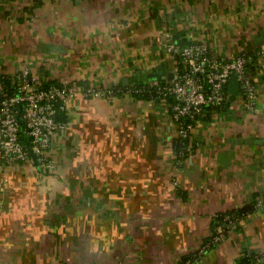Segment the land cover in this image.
<instances>
[{
  "label": "crops",
  "instance_id": "1",
  "mask_svg": "<svg viewBox=\"0 0 264 264\" xmlns=\"http://www.w3.org/2000/svg\"><path fill=\"white\" fill-rule=\"evenodd\" d=\"M169 34L258 55V110L231 83L180 158L166 101L76 93L51 173L0 155V264H237L245 251L264 261V0H0V75L103 89L162 81ZM249 204L207 246L215 217Z\"/></svg>",
  "mask_w": 264,
  "mask_h": 264
},
{
  "label": "built area",
  "instance_id": "2",
  "mask_svg": "<svg viewBox=\"0 0 264 264\" xmlns=\"http://www.w3.org/2000/svg\"><path fill=\"white\" fill-rule=\"evenodd\" d=\"M168 39L165 50L174 63L171 79L103 89L81 88L71 82L44 84L28 69L18 73L17 91L13 95H0V155L4 162L30 163L40 175L51 173L54 166L48 151L54 134L64 127L56 117L59 110H66L68 99L76 93L106 100L126 94L166 101L177 129L176 144L183 146L177 152L180 158L193 152L190 136L199 118L208 109L229 102V85L233 80L239 84L244 107L258 110L254 74L248 69L253 61L250 53L220 56L211 53L203 42L182 45L171 34ZM224 220L227 222L229 217ZM229 231L218 226L207 246L221 242Z\"/></svg>",
  "mask_w": 264,
  "mask_h": 264
},
{
  "label": "trees",
  "instance_id": "3",
  "mask_svg": "<svg viewBox=\"0 0 264 264\" xmlns=\"http://www.w3.org/2000/svg\"><path fill=\"white\" fill-rule=\"evenodd\" d=\"M173 37L176 40H178L182 45L188 44V43L183 42V40L179 36H173ZM251 55L253 56V61L249 64L248 69L252 74H254L258 55H254V54H251ZM0 82L2 84V86L0 88V95H3V94L4 95L5 94L6 95H13L17 91L16 88H17L18 82H17L16 76L11 77V76L0 75ZM231 83H232V86H235L236 89L239 90V92H241L239 84L236 80H233ZM231 83H230V85H231ZM45 84H47V83H45ZM229 91L232 92L230 88H229ZM137 97H141V96H137ZM226 104H224V105H226ZM56 119L62 123H65V121H66L65 111L59 110ZM176 146H177V151H180V149H183V146H179V145H176ZM184 146H186V145H184ZM253 208H254L253 205L249 204V205H246L245 207H243L239 210H233V211L218 214L215 217V223L216 224H215V229H214L212 235L214 234V232L218 226H222L223 228H226L227 230L230 229V231L237 229L240 225L241 219L248 216L254 210ZM226 216L229 217V220H227V222L224 220ZM229 232H227V235ZM215 244H217V243H215ZM237 264H264V261L261 263H258V256L256 255L255 252L245 251L244 256L239 260V262Z\"/></svg>",
  "mask_w": 264,
  "mask_h": 264
},
{
  "label": "water",
  "instance_id": "4",
  "mask_svg": "<svg viewBox=\"0 0 264 264\" xmlns=\"http://www.w3.org/2000/svg\"><path fill=\"white\" fill-rule=\"evenodd\" d=\"M172 77H168L167 79H171Z\"/></svg>",
  "mask_w": 264,
  "mask_h": 264
}]
</instances>
